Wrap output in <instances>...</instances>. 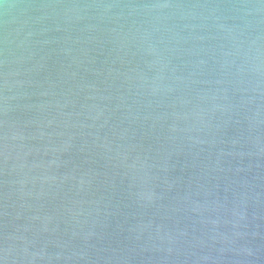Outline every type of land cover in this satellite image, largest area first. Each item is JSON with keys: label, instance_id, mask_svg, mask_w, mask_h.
<instances>
[{"label": "water", "instance_id": "water-1", "mask_svg": "<svg viewBox=\"0 0 264 264\" xmlns=\"http://www.w3.org/2000/svg\"><path fill=\"white\" fill-rule=\"evenodd\" d=\"M0 264H264V0H0Z\"/></svg>", "mask_w": 264, "mask_h": 264}]
</instances>
